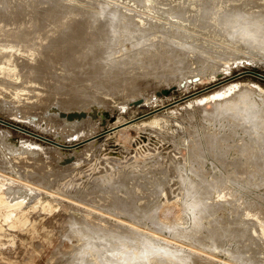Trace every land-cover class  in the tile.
Wrapping results in <instances>:
<instances>
[{
    "label": "rangeland",
    "instance_id": "obj_1",
    "mask_svg": "<svg viewBox=\"0 0 264 264\" xmlns=\"http://www.w3.org/2000/svg\"><path fill=\"white\" fill-rule=\"evenodd\" d=\"M82 1L86 4H94L101 1L106 7L104 0ZM127 1V3H134V6H138V8L132 7L127 3L126 6L125 3L119 2L123 4L121 8L126 10V12L129 11L128 14L131 13L130 15H136L138 12L137 15H141V12H144L148 15L151 14V17L155 16L158 19H164L163 21L167 20L166 22L176 23L175 25L185 28V30L189 32L195 33L198 30V33H195L198 35L196 37L197 41H201L202 44L206 43V46H204L208 47L207 49H209L210 52V48L212 47V52L215 54L216 51L217 54L215 55L217 57L212 54L216 59L212 56L214 58L213 61L205 62L203 60L204 58H202L197 50L188 49L190 50L188 53H186L187 51L185 54L184 52L182 53L184 68L182 71H179L181 73L179 74L178 72V76L175 75L174 78L172 76V78L170 77L169 80L166 81L159 76H136L132 73L130 75V80L138 87V92L133 96L129 95L127 91H125V94H128L125 96L123 91L125 90L124 88H121V93L118 89L116 91L117 93L114 91L113 93L115 94L111 93L110 95H105L104 92H101L102 90H100V92L98 91L100 94L96 93L97 91L92 93L93 88H89L88 90H92L91 93L96 95L93 99L96 101L98 95L97 101H103L104 103L90 106L92 105L91 102H95L92 98H90L92 101L89 98H80L88 101L85 102L87 106L84 112L88 120L85 124L86 127L84 126L85 130H81V133L79 132L77 135L63 136L46 127L45 122L40 119L38 114L40 107L30 104V109H28L24 101H22L24 98H27V95H30L29 98H31V100L29 101L32 103L38 98H48L51 104L49 108L43 112V116L48 118L49 112L53 108H56L55 101H60L61 98L63 99V97H61L63 93L62 90L66 89L64 91H68L69 93L68 88L62 86L61 89V85L57 84L59 87L55 85L52 89H49L41 85L40 87L36 84V86L33 85L35 89L32 90V87H30L32 84L26 86V83L20 81V79L18 81V78L15 76L10 80L8 79L9 81L6 82L0 75V81L2 82H0V86L3 84L0 87V174L1 177L2 175L6 177L4 178L3 176L2 178L4 179L0 181L3 182L4 180H8L9 183H16L19 185L18 193L20 195L23 197H31L29 200L25 199V204H23V207L18 211L19 214H23V218H21L19 225L11 228L12 232L10 235L16 240V243L11 246H16L18 244L24 248V252L26 251L28 253L34 252L35 248L39 249V247L35 246V239H31L29 233L31 227L41 221L42 224L39 235L52 244V247L44 253L49 255L55 248L59 251L66 250L72 252L73 254L71 253V256H73L76 243L74 240L69 242L64 238V236L69 233V221L73 217L79 219L82 217L85 210H89L92 211L93 216H97V218L95 217L96 219H98V217H100V219L103 218L105 221L111 223H109V225H113L114 223V225H119L122 222V224L132 225L131 227L133 228L136 226L138 230L150 235L154 233L153 235H158L156 237L161 240L169 237V239L166 238V241L170 243V246H172L173 243L175 244L173 247L182 245L180 247H184L185 250L187 249L189 252L192 251V253L202 258L212 259L213 264H239L238 260H241L242 256L239 255L240 258L237 255L238 258L234 253L227 252L235 248L233 232H231V234L230 232L226 233L228 231L225 230V233L221 231V234H228L225 235L224 238L222 237V239L219 238L217 240L219 244L223 241V248L220 246L219 249H215L214 246H209L212 244V239L209 238V240L206 239L203 242L201 241L202 244L200 246H196L200 243L198 240H200L201 235H204L209 228H213V225L211 226L213 223L210 222V224H208L209 218L205 220L201 219L202 217L200 218V216H198L199 213L196 212L193 206V208L191 207L193 211H191L190 203L195 196L194 194H197L201 187L204 188L205 186L203 183H200L193 170L196 167V169H198L202 164V170L207 173L205 177L207 181L211 182V176H214L223 178L225 183H227L226 181L229 179L230 183L228 182V184H232L235 194L231 198L232 200L230 199L231 205L219 208L220 210H217L215 215H213V217L220 218L216 226H223L234 220L244 219L242 218L243 211L245 209L249 210V207L250 212L254 211L255 206H257L258 209L262 207L258 211V215L261 217L264 216V200L261 203V198L264 199V179L259 182L252 179L248 183L247 177H245L242 178L243 180L238 179L237 181L233 177L229 178L228 174L233 168L228 164L226 165V163L233 162L235 157L239 156L235 150V146H237L235 144H238L240 139L249 144L248 132L244 130L241 125H237L238 127L236 126L237 128L235 127L234 129V126L232 127V125H234L232 121L227 119L224 121L223 118L221 120L220 118L213 119L210 115V112H213L215 108H224L236 115L241 108L240 104H242L243 98H248L254 107L261 110L264 109V51L261 48L249 45L245 38L242 37L243 33H241V30L234 36H228V34H226L227 32L222 34V31H220V34L212 32L209 28L202 30L188 23L175 19L173 20L169 15L163 13V9L167 8L168 4L173 0H152L156 9L150 8V12L146 10V8L148 9L149 7L144 6L143 3L138 0ZM106 3L109 6L114 5L113 1ZM65 5L69 6L66 2ZM126 7L127 9H125ZM144 7L145 10H143ZM130 8L134 11H132V9L130 10ZM153 10L158 15H154ZM135 12L137 13L135 14ZM160 12V15L163 17L159 15ZM151 17L150 19H152ZM166 17L168 18L166 19ZM169 19L172 21L170 22ZM162 23L164 24L165 22ZM178 23L181 24L179 25ZM165 25L167 27L170 26L168 23H165L164 26ZM74 38L76 39L77 37L75 36ZM74 38L72 37L70 38L72 40L68 41L71 43L75 40ZM157 38H159V36ZM77 40L78 39L73 42L77 43ZM157 40L158 39L155 41ZM127 42L128 41L124 42L123 47L124 52H128L127 54H129L131 51H134V48L130 49V42ZM64 44L62 43V45ZM212 44L213 46H211ZM171 47L174 48V45H171ZM112 48L115 49L114 51L116 52L115 46H112ZM113 53H109L110 56L107 53L106 56H109L107 58L113 59L112 56H115L114 60L118 61L120 57L123 59L122 57L127 55L124 53V55L121 56L122 54L119 55L117 52L118 55ZM116 57L118 59H116ZM171 64L173 65L174 63L172 62ZM174 66L178 65L174 64ZM204 66H208V68ZM21 82L22 84H20ZM44 88L46 90H44ZM55 88L56 90L58 88L61 92L57 90L58 94L56 92L51 94V91H54ZM165 91L169 92L167 94H162ZM87 92L85 94L90 96L91 93L89 92V94ZM64 93L66 94V92ZM101 93L103 94L102 96ZM65 94H62V96H65ZM53 95L57 96L54 100H52V98H54ZM99 95L101 100L98 99ZM48 96H50L51 99ZM18 98H22L21 101ZM135 102H140V104L134 105ZM124 123L129 125L122 129H118V127ZM210 133H217L219 136L222 135L224 137L227 134L226 138H228L225 140L226 142H222V149L219 151V154L222 152L221 156L217 155L216 157L209 155V153L207 154L209 151L206 147L205 136ZM88 134L89 136H95V142L88 145L91 146L88 148L89 154L88 156H84L81 153H83L84 148L86 149L88 146L84 145L82 141L88 137ZM57 139L61 140L60 143L62 146H53L51 141L56 142ZM191 142L193 143V148ZM195 142L196 144H194ZM197 144L200 147L199 152L202 154L201 157L203 158L193 162L191 158L194 157V150L195 152L198 151ZM188 158L190 160H188ZM201 160L204 162L202 161V163ZM241 161L244 162V159ZM52 168L56 171L60 169L55 179L46 173L47 169ZM197 172H199V170ZM130 175L133 176V178ZM1 177L0 179H2ZM232 178L233 180H231ZM191 181L196 185L199 184L200 189L198 186V192L195 190L197 193L194 192L193 194L191 192L190 196L187 187L189 184L187 182L191 183ZM260 183L263 185L260 186ZM114 188L116 189L114 190ZM101 189H105V191L110 189V193L103 192L104 195L101 193V197L96 199L90 197L91 194ZM125 190H127L128 193L130 192V194L127 195ZM112 192L116 193L114 194ZM254 195L257 196V198ZM117 196L125 200V202L121 203L120 207L117 206L115 208L112 204V199ZM130 197L132 200L127 199ZM110 198L111 200H109ZM211 198L214 200L215 196L211 195ZM239 199L244 201L241 207L237 203ZM129 200L130 203H128ZM225 200L227 201L229 198L222 200V203H225ZM54 201L58 203L56 202L55 204ZM188 202H190V206L187 205ZM235 202L237 205H235ZM131 203L134 204V208L137 207L139 211H142L143 215L144 213L148 215L150 213L148 217L149 220L146 217L141 220L135 219L136 223L133 222L134 219L131 220L129 213L124 211L127 209L129 210L130 207L133 208ZM184 203L189 206V208H184ZM41 206L42 209L39 208ZM234 206H236V208H234ZM122 208H124L123 211L121 210ZM231 209H235L236 212L230 213ZM123 212L125 214H123ZM3 213L6 215L3 221L18 217V215L14 214L12 211H4ZM126 214L128 216H126ZM200 215L202 216L203 214ZM196 217V220L200 219L198 222L203 221L200 225L198 224V226H201V228H198V231L201 230V232L198 233V231L195 230L199 235V239L195 238L197 237V235L194 236L197 234L195 231L192 234L195 239L188 236V238L190 237L192 239L190 241L193 246L189 242L190 238H182L187 241L180 242L177 241L178 238L176 239L175 236H171L170 233L174 235L173 231L176 232L178 229L186 231L189 227L191 228L193 222H197L195 220ZM206 217L209 216H205L204 218ZM50 222L54 225H51ZM155 222L157 223L156 227ZM172 224L177 227L171 229ZM141 225L143 227L145 225V227L149 229L146 230L144 229L145 227H139ZM159 226L160 228H158ZM164 226L167 229H164ZM178 226L182 228H178ZM203 228H206L205 232ZM191 229L189 231L192 232L194 229ZM154 230L155 232H160L162 235H159L160 233L157 234L158 232L155 233ZM187 232L188 231H186V233ZM170 239H174L175 242H170ZM36 244H38V242H36ZM203 244L207 245V250L205 249L206 246ZM189 245L192 247H189ZM202 245L205 247L202 248ZM259 246L261 250L264 251V247H262L261 244H259ZM222 249L225 251H222ZM37 264H45V258L42 257L41 260L37 261ZM46 264L61 263L55 261L51 262L46 259ZM168 264L177 263L168 261Z\"/></svg>",
    "mask_w": 264,
    "mask_h": 264
},
{
    "label": "bare ground",
    "instance_id": "obj_2",
    "mask_svg": "<svg viewBox=\"0 0 264 264\" xmlns=\"http://www.w3.org/2000/svg\"><path fill=\"white\" fill-rule=\"evenodd\" d=\"M110 1H113L114 5L109 6L106 3H110ZM138 1L143 3L144 6L149 7L148 9H156L152 0ZM65 2L68 3L69 6H66ZM104 2L106 7L101 1L94 4H86L82 0H0V75L3 80H6V82L15 76L18 78V81L20 79V81L26 83V86L32 84V86H30L32 87V90L35 89L33 85L36 86V84L49 89H52L55 85L57 86V84L61 85V89L62 86L68 88L69 93L68 91H64L66 89L62 90V94L64 95V92H66V94L65 96H62L61 94L63 99L61 98L60 101H55L56 108H53L49 112L48 118L43 116V112L48 109L51 104L48 98H38L32 103L29 101L31 100V98H29L30 95H27V98L22 100L28 109H30V104L40 107L38 114L40 119L45 122L46 127L58 132L60 135L62 134L63 136L77 135L81 130H85V124L88 120L86 119L87 115L84 113L87 106L85 102H88L86 100L87 98L93 99L94 96H96L95 94H92L94 91L99 93L100 90H102L101 92H104L105 95H110L111 93H117L116 91L118 89L121 93V88H124L125 90L123 91L125 96L128 93L133 96L138 92V87L130 80V75L132 73L136 76H159L165 81L169 80L170 77L172 78V76L174 78L175 75L184 68V58L182 57V53L184 52L185 54L186 51V53H188L190 51L188 49L194 51L197 50L202 58H204L203 60L205 62L213 61V59L217 57L215 55L217 52L215 51V54H213L212 47L210 48L211 53L210 50L207 49L208 47H205L206 43L202 44L201 41H197L196 37L198 35L195 34L198 31L197 29V31L195 30V33H192L185 30V28L178 27L175 25L176 23H169V21H163L164 19H158L155 16L151 17L150 13V15H148L140 11L145 17L142 14L137 15L139 12H135V14L137 13L136 15H130L131 13L128 14L129 11L126 12V10L121 8L123 4L117 1L104 0ZM134 7L138 8L137 5ZM125 9H127V7ZM131 9L132 8H130V10ZM148 9L146 8V10ZM143 10H145V7ZM132 11L134 10L132 9ZM163 13L169 15L173 20L175 19L188 23L202 30L209 28V30L216 33L222 31V34H225L224 32H227L226 34H228V36H234L239 30H241V33H243L242 37L245 38L249 45L261 48L264 51V0H173L168 4L167 8L163 9ZM155 14L157 13L154 12V15ZM160 14L161 12L159 15ZM167 18L168 17H166V19ZM162 22L168 23L170 26L167 27L166 24V28L164 26L165 23L163 24ZM75 36L77 37L76 39H78L77 43L73 42L76 41L74 38ZM158 36L159 38H157ZM72 37L75 40L70 43L68 40H72L70 39ZM156 39L158 40L155 41ZM126 41H128L127 43L130 42V45L128 44L130 49L134 48V51H131L129 54H127L128 52H124L123 45ZM62 43L65 44L62 45ZM111 45L115 46L116 52L119 55L122 54L121 56H123L124 53L127 55H124L122 57L123 59H121L120 56H117L120 57V60H114L115 56L112 55L118 54L114 51L115 49H113ZM171 45H174V48L171 47ZM211 46H213V44ZM110 50L112 51L108 52ZM107 53L109 56L113 53L111 55L113 59L107 58L109 57L108 55L106 56ZM212 54L215 55V57ZM117 57L116 59H118ZM172 62L178 66H174V64L172 65ZM204 67L208 68V66ZM180 73L181 72H179V74ZM22 82L20 84H22ZM45 88L44 90H46ZM89 88H93V91L91 90L92 93L88 90ZM55 90H50L51 94H53V92L58 94V88L56 91ZM85 90L89 91L91 95L89 96L88 94H85L87 92ZM114 91L115 93H113ZM125 91L128 93L125 94ZM102 95L103 94L101 93V96ZM48 97L50 98V96ZM53 97L52 100L56 99L55 97L57 96L53 95ZM97 97L96 101L93 99L95 102H91L92 105L90 106L104 103L103 101H97ZM18 99L21 101L22 98ZM92 99L90 100L92 101ZM98 99L101 100L100 95ZM240 106L241 108L236 115L224 108H215L213 112H210V115L213 119L220 118L221 120L223 118L224 121H226L225 119L232 121L234 124L232 127L234 126V129L237 125H241L249 134V144L238 137L240 140L238 139V144H235L237 145L235 146V150L239 156L235 157L233 162L226 163V165L228 164L233 168L228 174L229 178L233 177L238 181V179L247 177L248 183L252 179L259 182L264 179V109L261 110L254 107L248 98H243ZM127 125L129 124L124 123L120 125L118 129H122ZM239 128L241 130L240 126ZM226 135L224 137L222 135L219 136L217 133L207 134L205 136L206 147L209 151L207 154L209 153V155L216 157L217 155L221 156L222 152L219 154V151L222 149V142H226L225 140L228 138H226ZM94 137V135L89 136L88 134V137L82 142L86 146L93 144L95 142ZM51 142L53 143V146H62L60 139H57L56 142ZM192 144L193 143L191 142V145ZM194 144H196V142ZM197 146L198 151L195 152L194 150V157L191 158L193 162L203 158L201 157L202 154L199 152L200 147L198 144ZM90 147L91 146H88L86 149L84 148V152L80 153L84 156H88V148ZM214 150H217L218 152ZM242 159H244V162L241 161ZM188 160L190 159L188 158ZM202 161L203 160H201V162ZM201 166L198 167V169H196L197 167L194 168L193 172L197 175V179H199L200 183H203L205 186L200 189L199 184L196 185L195 183H192V181L191 183L187 182L189 184V186H187L189 194L191 192L193 194L194 192L197 193L200 189L197 194H194L195 196L192 200L190 198L191 203L188 202L187 205L190 203V208L193 206L196 212L199 213L198 216H200V218L202 217L201 219L205 220L209 218L208 224H210V222L213 223L211 224V226L213 225V228H209L210 230L208 229L204 235H201L200 240H198L200 243L196 246H200L202 244L201 241L203 242L209 238L212 239V244L209 246H214L215 249H219L220 246L223 248V241L219 244L217 240L219 238L222 239V237L224 238V236L228 234H221V231H228L226 233L233 232L235 248H232L227 252L234 253L236 257L241 255L242 258L239 256L241 260H238L239 264H264V251L261 250L259 246V244H261L262 247H264V216L261 217L258 215V211L262 207L258 209L257 206H255L254 211H251L252 213L249 211L250 207L249 210L244 208L245 210L242 214V218L244 219L234 220L223 226H216L219 223L220 218L213 217V215H215L217 210H220L219 208L231 205V198L234 196L235 192L233 191L232 184H228L229 179L226 181L227 183H225L223 178L211 176V182L207 181L205 178L207 173L202 170L203 167ZM198 170L199 172H197ZM59 172L60 169L56 171L52 168L47 169L46 173L55 179ZM3 176L4 175H2V177ZM131 177L133 178V176ZM4 178L6 177L4 176ZM4 178L0 180H3ZM233 178L231 180H233ZM262 185L263 184L260 186ZM18 186L19 185L16 183H9L8 180H4L3 182L0 181V264H37V261L41 260L42 257L45 258V264L46 259L61 264H161L164 262L168 264V261H171V263L176 262L177 264H213L212 259L202 258L197 254L192 253V251L189 252L187 249L185 250L184 247H180L182 245H176L173 247V245H175L173 243V245L170 246V243L166 241L167 237L161 240L156 237L158 235L154 236V233L150 235L138 230V227L136 226L135 229L131 227L132 225L129 226L127 224H122V222V225H114L115 223L109 225L110 222L105 221L103 218L100 219V217L96 219L97 216H93L92 211L89 210H85L82 217L79 219L73 217L69 221V233L65 235L64 238L69 242L74 240L76 243L73 256H71L73 254L72 252L66 250L59 251L55 248L49 253V255L44 253L52 247V244L39 235V231H41V221L33 225L29 233L30 238L35 239V241L38 242V244L35 242V246L39 247V249L35 248V251L30 253L26 251L24 252V248L18 244L16 246H11L16 243V240L10 235L12 232L11 228L17 227L21 218H23V214H19L18 211L23 207L22 205L25 204V199L29 200L31 198L20 195L18 193ZM122 187L125 188L124 186ZM115 189L116 188H114V190ZM107 190H98L96 193L91 194L90 197L92 199L100 198L102 194L104 195L103 192L110 193V189ZM195 190H197V192ZM128 191L125 190L127 195L130 194ZM116 192L112 193L115 194ZM211 195L215 196L214 200L211 198ZM255 197L257 198V196ZM111 198L109 200H111ZM225 198H229V200L231 199L230 202L229 200H227L228 202L225 200L226 202L222 203V200ZM127 199L132 200L131 197ZM261 199L259 200H261L262 203L264 199ZM123 202H125V200L119 196L113 197L112 199V204L115 208L117 206L120 207V204ZM128 203H130V200ZM237 203L241 207L244 201L239 199ZM237 203L235 205H237ZM133 205L134 204H132V206ZM183 205H185V203ZM187 205H185L184 208H189ZM42 206L39 208L42 209ZM192 208L191 211H193ZM234 208H236V206H234ZM121 210L123 211L124 208ZM4 211H12L14 214H17L18 217L3 221V218L6 216L3 213ZM124 211L129 213L131 220L134 219L133 222L136 221L135 219L141 220L146 217L149 220L148 217L150 213L149 215L145 213L143 215V212L139 211L137 207L134 208L133 206V208L130 207L129 210L127 209ZM231 212H236V210L231 209L230 213ZM123 214L125 213L123 212ZM200 214L203 215L201 216ZM126 216L128 215L126 214ZM203 216L209 217L204 218ZM154 218L156 219V217ZM196 219L197 217L195 220ZM199 220H196L197 222L192 220L194 222L191 228L194 230L190 227L186 230L188 232H191L189 231L190 229L193 230L190 234H187L188 232L186 233L185 230L178 229L181 227L178 226V230L176 232L173 231L174 235L170 233L171 236H175L176 239L178 238L177 241L180 242L187 241L182 238L189 239L192 237V239H199L198 233H200L201 230L198 231V228H201V226H198V224L200 225L203 221L198 222ZM156 226L157 223L155 227ZM171 226V229L177 227L173 224ZM139 227L143 226L141 225ZM158 228H160V226ZM163 228L165 229L166 227L164 226ZM144 229L148 230L149 228L145 227ZM195 230H197L198 233ZM205 230L206 228L204 229V232ZM194 231L197 233L194 235H197L195 238H193L194 236L192 235ZM159 233L160 232L157 234ZM159 235L162 234L160 233ZM188 236L190 237L188 238ZM167 239H169V237ZM192 239H189L190 243V240ZM169 241L175 242L174 239H170ZM192 246L189 245V247ZM205 246L202 248L205 247L207 250V245ZM222 251L225 250L222 249Z\"/></svg>",
    "mask_w": 264,
    "mask_h": 264
},
{
    "label": "water",
    "instance_id": "obj_3",
    "mask_svg": "<svg viewBox=\"0 0 264 264\" xmlns=\"http://www.w3.org/2000/svg\"><path fill=\"white\" fill-rule=\"evenodd\" d=\"M114 1H118V2H121V3H127V0H114ZM127 4H129V5H131L132 7L134 6V4H130V3H127ZM148 12H150L149 11V9L147 10ZM170 21H172V20H170ZM175 23V22H174ZM169 91H165V92H163L162 94H167ZM137 104H140V102H135L134 103V105H137Z\"/></svg>",
    "mask_w": 264,
    "mask_h": 264
}]
</instances>
